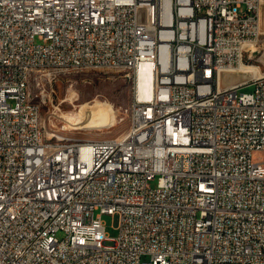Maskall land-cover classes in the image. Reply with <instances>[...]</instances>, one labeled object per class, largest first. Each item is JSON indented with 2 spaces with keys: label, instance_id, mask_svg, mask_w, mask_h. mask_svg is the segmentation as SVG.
I'll return each instance as SVG.
<instances>
[{
  "label": "built area",
  "instance_id": "1",
  "mask_svg": "<svg viewBox=\"0 0 264 264\" xmlns=\"http://www.w3.org/2000/svg\"><path fill=\"white\" fill-rule=\"evenodd\" d=\"M258 2L0 0V264H264V71L238 63ZM92 58L152 64L138 123L110 145H42L29 71L45 63L50 101L48 63Z\"/></svg>",
  "mask_w": 264,
  "mask_h": 264
},
{
  "label": "rangeland",
  "instance_id": "2",
  "mask_svg": "<svg viewBox=\"0 0 264 264\" xmlns=\"http://www.w3.org/2000/svg\"><path fill=\"white\" fill-rule=\"evenodd\" d=\"M258 15L261 35L248 53L247 63L256 64L264 71V2L259 8ZM115 68H86L73 72L52 73L51 75H58L59 78L54 83L55 92L50 101L35 96L40 94L39 77L45 72H39L33 77L30 89L35 99L43 102L42 123L50 138L56 140L62 136L65 140L98 139L121 134L130 121V106L135 96V83L127 71ZM244 76L238 73H226L224 83L242 79ZM241 90L252 91L253 86H245ZM96 101L104 107L103 118L110 123V127L76 129L66 120L69 116L88 118L90 108ZM151 185L156 186V181H152ZM104 221L107 225V234L116 237L119 232L118 215H105ZM59 237H62V234H59Z\"/></svg>",
  "mask_w": 264,
  "mask_h": 264
},
{
  "label": "bare ground",
  "instance_id": "3",
  "mask_svg": "<svg viewBox=\"0 0 264 264\" xmlns=\"http://www.w3.org/2000/svg\"><path fill=\"white\" fill-rule=\"evenodd\" d=\"M264 0H259L258 2V12L259 8L262 5ZM166 21H173V14H166ZM258 28H259V15H258ZM257 38H249L247 44H240L238 47V63L241 65L240 69L242 71H256L261 69L256 64H249L247 62L249 59L248 53L253 49ZM103 67H116L122 68L128 72L129 77L137 85V92H135L134 99L130 106V121L127 127L121 132L120 135L115 137H104V138H88V139H78V140H65L62 136H59V139L50 138L43 126L42 123V107L43 102L36 100L30 89V83L33 77L39 72H45V63H37L33 65L31 71H29L28 82H24L23 88V103H25L27 108L36 107V115L34 120V133L36 136H40V142L42 145L48 146H62L66 145L69 147L85 146L92 144L99 145H110L113 143H118L122 141L124 137L131 134V129L134 128V123H138L137 116V104L139 103V98L143 100H149L153 93V84L155 75L153 73V67L150 63H144L140 66L139 72L136 71V64L134 62H126L123 60H111L105 61V66H102V58H92L89 62H80V61H64V69L57 65V63H48L47 66V75H51L54 72H68L71 69H86V68H103ZM263 72V70H262ZM45 74H40L44 76ZM221 86H231V82L224 83V76L221 77ZM40 87V84H39ZM104 107L100 104L99 101L94 102L89 111V117L84 116L71 117L69 116L68 120L76 129L84 128H98V127H110L102 114ZM65 121V120H64Z\"/></svg>",
  "mask_w": 264,
  "mask_h": 264
}]
</instances>
